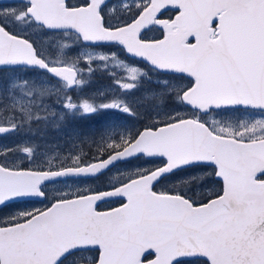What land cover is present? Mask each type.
<instances>
[{
	"label": "snow or ice",
	"instance_id": "snow-or-ice-1",
	"mask_svg": "<svg viewBox=\"0 0 264 264\" xmlns=\"http://www.w3.org/2000/svg\"><path fill=\"white\" fill-rule=\"evenodd\" d=\"M3 134L0 264H264V0L0 8Z\"/></svg>",
	"mask_w": 264,
	"mask_h": 264
},
{
	"label": "rangeland",
	"instance_id": "rangeland-1",
	"mask_svg": "<svg viewBox=\"0 0 264 264\" xmlns=\"http://www.w3.org/2000/svg\"><path fill=\"white\" fill-rule=\"evenodd\" d=\"M121 58L123 59L122 56H121ZM109 70L110 71H114L117 74L120 73V69H118V68H116V69L110 68ZM111 83H112V81L110 79H108L106 81L105 76H104V79H102V80H98L94 76L93 77V83L89 87L85 88L84 91L85 92H90V91H94V90L110 91L108 86ZM182 83H187V82L185 80H183ZM78 94H80L79 90H73V91L69 92V95H72L73 97H75ZM19 139L20 138L17 135L10 134V135L6 136L5 139H1L0 140V145H9V146H11L14 143L18 142ZM47 139H48L49 143H51V144H57L58 143L61 149H64V148L67 147V145L64 142L62 133H58V132L52 130V131L49 132ZM84 150L87 151L88 149L85 148ZM145 166H152V163L150 162L149 164H147ZM208 171L210 172L211 170L208 169ZM208 187L209 188H215V186H213V184H212V180L211 179H210V181L208 183ZM45 203L46 202H44V203H41V202H30V203H25L22 206L23 207H27L29 209H31V208H41L42 206L45 205Z\"/></svg>",
	"mask_w": 264,
	"mask_h": 264
},
{
	"label": "flooded vegetation",
	"instance_id": "flooded-vegetation-1",
	"mask_svg": "<svg viewBox=\"0 0 264 264\" xmlns=\"http://www.w3.org/2000/svg\"><path fill=\"white\" fill-rule=\"evenodd\" d=\"M17 3L18 2H15V1L7 2V3H0V8L15 6ZM175 15H176V11L174 9H169V10L165 11L164 16L162 18H165V19H167V18H174ZM147 37L148 38H154V39H162L163 38L162 37V29L156 28L153 31L148 32L147 33ZM108 50H109L108 48L103 49V51H108ZM111 51H116V52L119 53L121 50L119 49V47H113L111 49ZM122 57L124 58V56H122ZM129 60L131 61V58H129ZM104 76H105V79L107 81L109 79L108 75L107 74H104L102 72H98L95 75V78L98 79V80H102V79H104ZM185 81L188 83L187 80H185ZM79 123L85 124V125H92L93 127L95 126L92 123V121H89V120L81 121ZM130 123H135V121L134 120L133 121H130ZM136 126L139 127L140 125L137 123ZM8 135H10V134H5V135L0 136V140L1 139H5L6 136H8ZM211 180H212V184H213V186H215V188L222 187V181L216 179L215 177H212Z\"/></svg>",
	"mask_w": 264,
	"mask_h": 264
},
{
	"label": "trees",
	"instance_id": "trees-1",
	"mask_svg": "<svg viewBox=\"0 0 264 264\" xmlns=\"http://www.w3.org/2000/svg\"><path fill=\"white\" fill-rule=\"evenodd\" d=\"M158 160H154V161H151V163H152V166L151 167H153V166H155L156 164H158ZM211 170V169H210ZM47 204H45L44 206H42L41 208H44L45 206H46Z\"/></svg>",
	"mask_w": 264,
	"mask_h": 264
},
{
	"label": "water",
	"instance_id": "water-1",
	"mask_svg": "<svg viewBox=\"0 0 264 264\" xmlns=\"http://www.w3.org/2000/svg\"><path fill=\"white\" fill-rule=\"evenodd\" d=\"M5 1H17V0H0V2H5ZM38 200V199H37ZM115 208V207H114ZM109 210V209H108ZM107 211V210H104Z\"/></svg>",
	"mask_w": 264,
	"mask_h": 264
}]
</instances>
